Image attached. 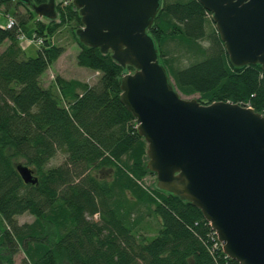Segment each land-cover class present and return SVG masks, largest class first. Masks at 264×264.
Masks as SVG:
<instances>
[{
    "label": "trees",
    "instance_id": "obj_1",
    "mask_svg": "<svg viewBox=\"0 0 264 264\" xmlns=\"http://www.w3.org/2000/svg\"><path fill=\"white\" fill-rule=\"evenodd\" d=\"M0 12L14 20L0 24V43L9 41L0 52V264H17L21 249L23 264H242L224 251L198 206L145 184L156 174L148 143L121 100L120 79L134 67L124 70L111 52L79 39L83 21L73 1L58 2L57 18L20 0H0ZM29 23L40 42L36 56L21 43ZM65 25L80 45L78 63L99 73L93 84L62 75L43 83L65 51L54 39ZM149 32L182 94L264 114L262 65L230 61L200 0H162ZM59 151L64 160L50 165ZM20 161L35 169L36 183L24 181ZM26 212L34 220L19 222ZM147 215L158 219L154 235L145 232Z\"/></svg>",
    "mask_w": 264,
    "mask_h": 264
},
{
    "label": "water",
    "instance_id": "obj_2",
    "mask_svg": "<svg viewBox=\"0 0 264 264\" xmlns=\"http://www.w3.org/2000/svg\"><path fill=\"white\" fill-rule=\"evenodd\" d=\"M57 18V0H20ZM83 25L79 39L134 67L120 79L121 100L148 143V166L160 189L198 206L242 264H264V114L232 100L182 94L149 32L162 0H72ZM212 13L230 61L264 69V0H200ZM24 181L35 169L18 162Z\"/></svg>",
    "mask_w": 264,
    "mask_h": 264
},
{
    "label": "rangeland",
    "instance_id": "obj_3",
    "mask_svg": "<svg viewBox=\"0 0 264 264\" xmlns=\"http://www.w3.org/2000/svg\"><path fill=\"white\" fill-rule=\"evenodd\" d=\"M60 0H57V3ZM8 21V18L0 12V24L5 25ZM54 39L57 43L65 47V51L51 64L47 69L46 73L43 75V83L46 86L52 85L55 82L57 75H62L66 78H76L83 81H87L91 84L95 83L98 80L99 73L89 67L82 66L77 61V54L80 50L79 43L75 40L70 25H65L62 29L54 36ZM9 43L8 40L0 43V52L7 46ZM21 43L25 46L26 52L28 55L36 56L38 54V49L40 42L34 37L33 33V23H29L26 29L21 35ZM175 46V43H171ZM175 53H179L178 48L174 50ZM183 59H186L185 56H182ZM134 69H129L127 72H133ZM56 88V85H53ZM65 158V154L62 151H59L50 161V165H55L61 163ZM145 184L154 188L157 186V175L154 173H149L145 179ZM35 216L26 212L19 216V222L32 221ZM147 230L145 231L148 235H154L157 227L159 226L158 219L152 215L146 216ZM25 254L23 250H19L15 254V260L17 264H23V259Z\"/></svg>",
    "mask_w": 264,
    "mask_h": 264
},
{
    "label": "built area",
    "instance_id": "obj_4",
    "mask_svg": "<svg viewBox=\"0 0 264 264\" xmlns=\"http://www.w3.org/2000/svg\"><path fill=\"white\" fill-rule=\"evenodd\" d=\"M13 22H14V20H13V18L12 17H9L8 18V26H11L12 24H13Z\"/></svg>",
    "mask_w": 264,
    "mask_h": 264
}]
</instances>
